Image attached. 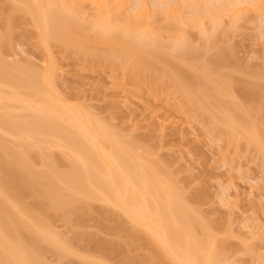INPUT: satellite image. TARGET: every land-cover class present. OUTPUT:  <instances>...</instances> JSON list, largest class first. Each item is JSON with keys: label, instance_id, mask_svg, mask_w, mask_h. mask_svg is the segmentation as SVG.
Returning a JSON list of instances; mask_svg holds the SVG:
<instances>
[{"label": "bare ground", "instance_id": "6f19581e", "mask_svg": "<svg viewBox=\"0 0 264 264\" xmlns=\"http://www.w3.org/2000/svg\"><path fill=\"white\" fill-rule=\"evenodd\" d=\"M8 1L11 14L20 10L31 16L24 22L37 28V36L50 61L41 72L35 68L25 71L17 62L7 63L0 50V264H49L44 260L47 250L62 255L70 253L69 243L52 229L51 214L43 215L38 210L60 212V217L56 214L61 218L66 209H95V201L118 208L132 222L133 230L138 227V233L134 230L128 236L132 241L145 238L141 232L146 234L141 245L147 251V260L153 264H223V241L189 207L176 185L165 177L159 163L136 152L134 142L120 140L107 124L82 106L69 103L56 93L51 48L59 43L67 52L81 53L92 61L108 57L115 66H123L127 76L145 82L156 75L160 81L167 77L181 85L187 93L184 95L205 111L210 100L219 106L215 98L223 91L224 81L213 73L215 69L206 73L196 68L200 73L196 70V74H188L183 66L175 65L173 73H168L167 64L172 59L168 49L190 51L189 25L199 30L206 46L223 24L224 15L232 12L236 20L245 5L242 7L237 0H221L224 3L220 6L213 0H202V6L201 0L157 1L163 8H158L160 14L165 15V21L162 20L166 23L162 26L164 23L160 24L157 15L154 18L156 12L151 14L146 2L138 5L133 15H128L123 12V0L110 1L111 5L109 0H92L98 10L94 19L86 22L81 5L87 0ZM255 2L251 6L261 11L264 1ZM182 4L195 8L189 19L183 17ZM205 18H209L211 26H206ZM122 20L125 26L118 25ZM162 29L176 31L168 44L160 40ZM91 31L96 34L95 39ZM162 48L167 51L163 52ZM222 52L216 55V60L208 61L212 65L219 63L226 56ZM126 59L133 61L131 68ZM226 103L225 107L220 105L223 112L216 110L220 114L215 116L222 127H227L228 142L236 136L240 138L236 137V141L245 138L246 146L264 154V126H261L264 119L258 124L248 118L256 107L242 114L228 108ZM219 124L215 127L219 128ZM5 135H10L11 141ZM52 147L64 152L55 153L50 150ZM34 156H39L43 169L34 165ZM28 197H34V201L27 202ZM127 240L130 245V239ZM141 260L133 263L143 264Z\"/></svg>", "mask_w": 264, "mask_h": 264}, {"label": "rangeland", "instance_id": "374dc122", "mask_svg": "<svg viewBox=\"0 0 264 264\" xmlns=\"http://www.w3.org/2000/svg\"><path fill=\"white\" fill-rule=\"evenodd\" d=\"M123 1V12L128 15H133L138 5L146 2L150 13L154 15L156 12L154 18L157 15L160 24L165 26L166 22L162 20L164 18L165 21V15L158 10L162 8L158 3L161 0ZM255 1L237 0L242 7L245 5L239 18L234 20L232 12L226 11L223 24L206 46L199 30L187 25L191 52L168 49L172 55L166 68L168 73H173L175 65H181L188 74H194L198 70L196 68L206 73L216 70L213 73L224 81L223 91L215 98L219 106L210 98L208 101L207 97L209 109L205 111L198 109V104L188 99L189 95L186 97L181 85L167 77L160 81L156 75V78L145 82L127 76L124 67L115 66L108 57L92 61L81 53L67 52L59 43L51 48L56 93L69 103L82 106L98 121L107 124L120 140L134 142L136 152L159 163L165 177L176 185L189 207L207 224L209 231L223 241V264H264V154H260L257 148L253 149L255 147L246 146L244 137L239 141L237 129L235 136L240 146L236 137L228 142L229 137L225 135L227 127H222L215 116L223 112L220 105L223 107L227 102V107L242 114L248 108L256 107L257 110L248 117L252 122L259 124L264 119V96L259 98V95H264V87H261L264 86V8L257 11L251 6ZM203 2H199L200 6ZM213 2L218 6L224 3L221 0ZM92 3V0H87L80 4L86 22L92 21L98 10ZM10 5L8 0H0V50L4 60L10 64L17 62L23 70L27 69L25 71L35 68L41 72L48 66L50 55L37 36V28L30 22H24L31 16L20 10L11 14ZM180 6L183 17L189 19L195 8L185 4ZM228 6L229 3L224 7ZM208 19L205 18L207 27L211 26ZM124 21L117 23L125 26ZM175 33L162 29L160 40L168 44ZM90 35L96 38L93 31ZM90 45L95 47L94 43ZM219 51L226 53L225 60L222 58L213 66L208 60H216ZM125 63L131 68L133 61L126 59ZM246 93L253 94V97ZM261 123L264 126V122ZM216 124L220 127L216 128ZM5 137L11 141L10 135ZM50 150L58 154L64 152L53 147ZM34 157V165L43 169L39 156ZM32 200L34 197L27 198L29 203ZM109 205L95 201V209H66L65 215L61 212V218H57L60 212L38 210L40 214L44 212L43 215L45 212L47 215L58 214L52 215L54 218L49 215L52 229L69 243L71 249L66 255L47 250L44 260L49 264H91L92 261L97 264H135L134 261L144 259L141 260L143 264H153L147 260V251L142 249L146 234L141 232L145 238L139 236L142 240L135 239V242L128 238L134 230L138 233V227L133 230L125 213ZM125 238L130 239V245Z\"/></svg>", "mask_w": 264, "mask_h": 264}]
</instances>
